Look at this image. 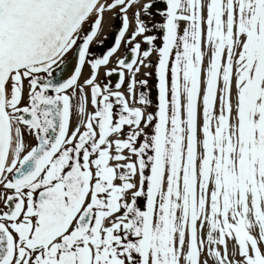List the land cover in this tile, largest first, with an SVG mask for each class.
Wrapping results in <instances>:
<instances>
[{"label": "snow or ice", "instance_id": "obj_1", "mask_svg": "<svg viewBox=\"0 0 264 264\" xmlns=\"http://www.w3.org/2000/svg\"><path fill=\"white\" fill-rule=\"evenodd\" d=\"M160 3L0 0V264H264V0Z\"/></svg>", "mask_w": 264, "mask_h": 264}, {"label": "flooded vegetation", "instance_id": "obj_2", "mask_svg": "<svg viewBox=\"0 0 264 264\" xmlns=\"http://www.w3.org/2000/svg\"><path fill=\"white\" fill-rule=\"evenodd\" d=\"M155 19H157L156 16H155ZM117 25H119V23L116 24V25H114V26H112L111 32L106 35V37L104 38L103 41L94 44L90 48L91 51L94 54H96V55L102 54L103 51L107 50V48L110 47L114 43V36H115L114 28ZM64 59L66 60V58H64ZM109 67H114V64H110ZM144 71H145V69H142L141 70V73L139 74V77L138 78H144L143 75H142ZM70 73H71L70 71H68L67 69L66 70L64 69V76H65V78L68 75H70ZM101 77L103 78L104 82H108V80H111L114 83L115 80H116V78L114 77V75H112V77H103V72L101 73ZM146 79H148V82H149V91L151 92V94L153 96V99H154V97H155V89L153 87V77L150 76V77H147ZM73 121H74V119H73Z\"/></svg>", "mask_w": 264, "mask_h": 264}, {"label": "bare ground", "instance_id": "obj_3", "mask_svg": "<svg viewBox=\"0 0 264 264\" xmlns=\"http://www.w3.org/2000/svg\"><path fill=\"white\" fill-rule=\"evenodd\" d=\"M146 1L147 0H142V2H146ZM109 16H110V14L105 13L104 22L102 24L101 30L99 32V35H97L95 37V41H93V42H96V41L100 40L103 37V35L108 31L109 24H110V22H109ZM84 72H85V74L88 72V68L87 67H85ZM102 72H103V70L101 71V73ZM73 119H74V122H75V117H73Z\"/></svg>", "mask_w": 264, "mask_h": 264}, {"label": "water", "instance_id": "obj_4", "mask_svg": "<svg viewBox=\"0 0 264 264\" xmlns=\"http://www.w3.org/2000/svg\"><path fill=\"white\" fill-rule=\"evenodd\" d=\"M77 59H78L77 55L75 53H73L71 58L67 61V66L72 67V69H74V66L77 62Z\"/></svg>", "mask_w": 264, "mask_h": 264}, {"label": "rangeland", "instance_id": "obj_5", "mask_svg": "<svg viewBox=\"0 0 264 264\" xmlns=\"http://www.w3.org/2000/svg\"><path fill=\"white\" fill-rule=\"evenodd\" d=\"M164 6V5H163ZM157 19H159V16H156Z\"/></svg>", "mask_w": 264, "mask_h": 264}]
</instances>
